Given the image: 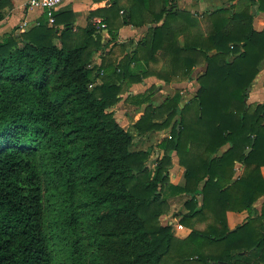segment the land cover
<instances>
[{"label":"trees","instance_id":"trees-1","mask_svg":"<svg viewBox=\"0 0 264 264\" xmlns=\"http://www.w3.org/2000/svg\"><path fill=\"white\" fill-rule=\"evenodd\" d=\"M9 2L0 0V18ZM124 9L122 23L146 28L121 59L103 54L99 66L88 64L108 44L91 21L74 31L70 10H56L53 25L0 35V264H264V200L255 205L264 100H245L264 64V29L253 24L264 0H223L202 14L176 0ZM202 63L189 99L176 90L156 104L152 85L126 95L143 107L131 128L115 117L125 86L192 77ZM163 129L153 167L154 146L135 139ZM174 152L179 183L170 180ZM178 194L184 237L160 221ZM228 210L248 216L230 227ZM201 218L205 227H194Z\"/></svg>","mask_w":264,"mask_h":264},{"label":"crops","instance_id":"crops-1","mask_svg":"<svg viewBox=\"0 0 264 264\" xmlns=\"http://www.w3.org/2000/svg\"><path fill=\"white\" fill-rule=\"evenodd\" d=\"M26 1L27 0H10V2L1 9L3 17L0 18V35L11 31L15 27L17 28L24 19L28 20V28L33 25L46 23L47 19L43 10L41 8H27ZM113 1L114 0H67L57 8V12L70 10L75 14L76 20L74 21L73 30L76 32H80L82 28L86 27L89 21L97 26L96 32H98L103 38V43L106 42L108 44L104 54L107 61L121 59L125 53L130 51L131 48L136 45L137 40L142 36L143 30L146 28L122 23L123 16L125 15L124 7L128 4V0H119V4L122 7L118 11L116 8V10L111 9L113 7ZM222 3L223 0H176L177 6L190 9L199 14H202L204 11H211ZM228 4H231V2H228ZM156 6L157 5H155V7ZM92 11H96L97 13L92 15ZM98 19L106 22L107 28H102L97 25L95 21ZM202 24L204 25V23ZM253 24L258 30L264 29V12H258L255 14ZM60 26L62 27L63 25L61 24ZM109 28L116 30L117 35L115 38L111 37ZM99 51L100 50L98 49L93 53L94 61L100 59V57H98ZM152 64L154 67L159 65L157 63ZM204 68L205 63L198 64L192 71V77H180L174 75L169 82L154 75H150L142 81L129 84V88L121 93L119 101L111 107L114 111L115 117L125 129L130 128L131 120H136L139 117L143 107L142 105H136L130 102L129 99H126V95L144 92L152 85H155V87L151 99L156 104H160L167 96L174 94L176 90H180L182 100L189 99L196 90L195 87H197L195 76ZM263 100L264 64L247 97L249 103ZM167 132H169L168 129H163L151 133V137L147 135L139 137L140 141L144 144L149 143L150 141L154 144L151 153V156H154V159L163 153L161 149L155 147V144ZM136 140L137 138L135 141ZM178 159V155L174 152L173 166L170 169V180L173 183L179 182L183 171V167L179 164ZM237 167L238 171L242 169L240 163H238ZM227 216L230 227H234L248 215L247 212L244 211H228Z\"/></svg>","mask_w":264,"mask_h":264},{"label":"rangeland","instance_id":"rangeland-1","mask_svg":"<svg viewBox=\"0 0 264 264\" xmlns=\"http://www.w3.org/2000/svg\"><path fill=\"white\" fill-rule=\"evenodd\" d=\"M103 49H100V51H102ZM92 59H93V56H92ZM160 68V67H159ZM255 82H256V79H255ZM254 82V83H255ZM253 83V84H254ZM252 84V85H253ZM129 88V86H125V90L123 91V92H125L127 89ZM196 89H197V87H195ZM196 91V90H195ZM194 91V92H195ZM250 91V90H249ZM126 99H128V98H126ZM134 118V117H133ZM132 122H131V124H130V126L132 127V124L135 122V120H131ZM130 127V128H131ZM139 137H141V136H136V138H137V140L135 141V143H134V147H143V148H145V147H147V146H149V143L150 144H152L153 146H154V144L150 141L149 143H142L141 141H140V139H139ZM151 137V136H150ZM150 139V138H149ZM152 140V139H151ZM178 158H179V156H178ZM153 160H154V156H151L150 155V158H149V161H148V164H150V165H153V167H154V164L152 163L153 162ZM178 162H179V159H178ZM179 164H180V162H179ZM181 165V164H180ZM242 165V164H241ZM182 166V165H181ZM237 166H238V164H237ZM183 167V166H182ZM183 170H184V167H183ZM241 171V170H240ZM262 173L264 174V166H262ZM182 175H183V171H182ZM182 175H181V178H180V180H179V182H181L182 180H183V178H182ZM179 182H177V183H179ZM201 197V196H200ZM185 199H186V194H178V195H176V196H173V197H171L170 198V208H169V210L166 212V213H164V214H162L161 215V217H160V221L161 222H163V223H170V224H174V222L175 221H178V222H181L180 221V218H181V216H182V214L186 211V207H185V205L183 204V202L185 201ZM264 200V196H262V197H260L257 201H256V203H255V205H256V207L258 208V209H260V207H261V204H262V201ZM228 211H234V210H228ZM228 211H227V213H228ZM235 212H242V211H235ZM244 212H247L246 210H244ZM247 215H248V212H247ZM246 218H247V216L244 218V220H246ZM227 219H228V216H227ZM244 220H242L241 222H243ZM207 222H208V219H205V218H201V219H199V220H196V221H194L193 222V226L194 227H198V228H203V227H205V225L207 224ZM229 222V221H228ZM240 222V223H241ZM240 223H238V224H240ZM237 224V225H238ZM237 225H235V226H237ZM230 226V225H229ZM234 226V227H235ZM173 230H174V233L177 235V236H180V237H184V236H186L188 233H189V231H190V228L189 227H186L185 226V228L184 229H182V230H175L174 229V226H173ZM163 264H172V260L171 259H167Z\"/></svg>","mask_w":264,"mask_h":264},{"label":"built area","instance_id":"built-area-1","mask_svg":"<svg viewBox=\"0 0 264 264\" xmlns=\"http://www.w3.org/2000/svg\"><path fill=\"white\" fill-rule=\"evenodd\" d=\"M65 1H67V0H27L26 6H27V8H30V9L41 8L45 14V17L47 19V23L50 25H53L55 23V13H56L57 8L59 7L60 4H62ZM0 23H1V19H0ZM95 23L102 28H107V23L100 20V19L96 20ZM28 26H29L28 20L24 19L19 24V26L17 27V31L22 32V31L26 30L28 28ZM103 54H105V50L99 51L98 57H100V59H98L96 61H94L92 59L88 65L89 66H93V65L99 66L101 63V59H102ZM101 72H103L102 69H101ZM97 80L100 81V78H98ZM92 85H94V84L91 83L90 86H92ZM173 225H174L175 230H182L185 228V225L181 222H178V221H175Z\"/></svg>","mask_w":264,"mask_h":264},{"label":"water","instance_id":"water-1","mask_svg":"<svg viewBox=\"0 0 264 264\" xmlns=\"http://www.w3.org/2000/svg\"><path fill=\"white\" fill-rule=\"evenodd\" d=\"M255 82V80L253 81V83ZM252 83V84H253ZM252 84L248 86V91L252 89ZM245 100H247V97H245ZM251 150V147H248L247 148V151H250ZM221 263L223 264H229L228 262L224 261V260H219ZM216 260H212L211 263H215Z\"/></svg>","mask_w":264,"mask_h":264}]
</instances>
